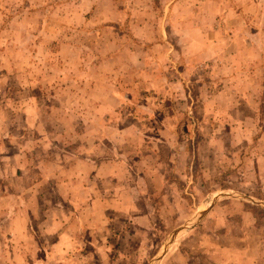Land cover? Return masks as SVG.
I'll list each match as a JSON object with an SVG mask.
<instances>
[{
	"label": "rangeland",
	"instance_id": "obj_1",
	"mask_svg": "<svg viewBox=\"0 0 264 264\" xmlns=\"http://www.w3.org/2000/svg\"><path fill=\"white\" fill-rule=\"evenodd\" d=\"M234 68L264 80L247 69L264 68V0H0L3 259L151 264L194 224L160 264H217L211 243L244 233L264 255V205L234 196L264 203V137L233 120L234 103L217 104L223 119L182 103L183 79L196 101L201 80ZM55 207L70 241L41 223Z\"/></svg>",
	"mask_w": 264,
	"mask_h": 264
},
{
	"label": "crops",
	"instance_id": "obj_2",
	"mask_svg": "<svg viewBox=\"0 0 264 264\" xmlns=\"http://www.w3.org/2000/svg\"><path fill=\"white\" fill-rule=\"evenodd\" d=\"M238 39L239 38L235 37L236 41ZM206 54L207 53L202 52L198 56H200L202 58H206ZM237 57H241L240 54H238ZM218 59H224L222 54L218 55ZM247 69L248 70L256 69L257 71L264 73V68H247ZM177 72L180 74L182 73V72H180V70H178V68H177ZM183 73L181 74L182 76H183ZM237 73H238L237 68H234L233 72L228 74L226 77L222 76L221 78L222 79L225 78V82H220L219 80H217V81L213 80L212 82L210 81L208 83L207 81L201 80V88H199L200 89L199 90V96H201V99H199V100L196 99V101L194 98H192V96L188 92L189 91L188 85L186 84V80L183 79L184 85L186 86L188 91L185 88L187 99L185 101H182V103L189 105V103L194 104V103H197L198 101H200L203 103V106L205 107V111H206V106L211 105L212 111L211 112L206 111L205 116L207 113H211L210 117L215 118V119H220V118L223 119L224 117H222V115L228 113V112L224 113L223 107H220L219 109L216 108V106H218L217 104H219V103L222 104V103H226V102L227 103L228 102L234 103L238 106L236 109H232V111H230V116L233 118V120L235 122L244 121L245 126L252 127L249 129H253V130L257 129L259 131V133H261V135L264 137V107H263L264 106V95H263L264 94V80L256 79L255 76H253L250 72H247V74H248L247 78L252 77L253 79L252 80L245 79L244 81H241L240 79L238 80V75H234ZM116 84L117 83L113 84V86H115ZM145 84H148V80L143 83V85H145ZM259 91H261L260 92L261 93V99L257 100V99H255V95ZM243 105H245V107H246L245 110H243V107H242ZM230 107L231 106L229 105L228 108H230ZM182 113H183V115L186 114V113H184V111ZM134 116H135V114H134ZM232 131H234L233 128H232ZM262 153L263 154H261V155H264V151H262ZM262 159L264 161V156ZM101 183H103V180ZM90 184L91 183H89V185ZM74 185H75V183H74ZM92 189L93 188H90V190H92ZM72 190H73V188H72ZM72 190H71V192H72ZM59 191H60L61 198L62 197L67 198L70 195V192H63L61 189H59ZM242 200H246L247 202L251 203V206H250L251 208L249 209V211L251 213L255 212L254 206L260 207V205H264V203L258 202L252 196H247L245 198H242ZM129 207L130 206L127 205L128 209H129ZM61 210H62L61 208L57 209L55 207V208L47 210L46 213L43 212L44 214H43V217L41 219V223H43V225L45 223H47V224L55 223L56 227L59 230L61 228V231H62V232H59V236L61 234H63L66 238H68V239L70 238L69 239V241H70L72 239V237L70 235L69 230L65 231L66 229H63V224H64L63 223L64 222L63 216H64V214H61V212H60ZM249 211L247 213H250ZM206 214H207V212L205 213L204 217L199 222L204 220ZM4 215H3L2 219L5 218V220H7V221H15L17 219V217L19 216V213L17 212L16 214H12L10 212V214H9L7 212L6 216H4ZM247 216H248V214H247ZM31 217L32 216H30V218ZM200 226L201 225H195L194 224L191 228L185 229L182 231H191V230L196 231L197 229L200 228ZM34 227H35V230H37L38 228H41L38 226H34ZM54 230H55V228L53 229V231ZM21 232L22 233L27 232L30 234L33 233V230L31 228L30 224L28 223V221L26 222V224L25 223L23 224ZM260 239H261L260 237L252 238L247 233H244L243 236L241 237V240H239V241L235 242L234 244L227 246V247H224L223 245H218V244H215L214 242H212L211 245H215V248L217 251L216 257L219 260V262L217 264H226V263L227 264H238V261H240L242 264H264V255L262 253V246H261V240ZM57 242H59V239ZM10 246H12V245H10ZM78 246H80V245H78ZM40 248H42V245L38 244L36 247V250L39 252ZM5 250H7V249H5ZM37 256L38 255H34V256L27 255L25 257L21 256V259H20V256H17L15 259H13V258H10V256L8 255V251H5L4 252V259H3V254L0 253V264H38ZM163 256H161L158 260H154V258H155L154 257L152 259L151 264H160L166 255L164 257ZM39 258L43 259L40 261L41 264L47 263L45 258H42L41 256H39ZM64 258H66V257H63L64 263L71 264V262H67ZM48 259H55V258H48ZM67 259H69V257ZM76 263L77 262L75 261L72 264H76ZM197 264H200V263H197Z\"/></svg>",
	"mask_w": 264,
	"mask_h": 264
},
{
	"label": "water",
	"instance_id": "obj_3",
	"mask_svg": "<svg viewBox=\"0 0 264 264\" xmlns=\"http://www.w3.org/2000/svg\"><path fill=\"white\" fill-rule=\"evenodd\" d=\"M221 196L222 195L215 197L212 204H214L216 202L217 198H219ZM225 196H233V194H226ZM234 196H238V197H242V198H245L246 197V196L236 195V194ZM207 211L208 210H206V212ZM206 212H203V213H201L200 215L197 216L198 217L196 219L197 222H199L204 217V215H205ZM191 227L192 226L185 225V226H182V227L176 229L174 232H172L171 236L167 239V241L165 243V246L161 249V251L159 252V254L157 256H155L154 260H158L166 252V250L168 249V247L171 244L172 240L177 236L178 232H180L182 230H185V229H189Z\"/></svg>",
	"mask_w": 264,
	"mask_h": 264
}]
</instances>
